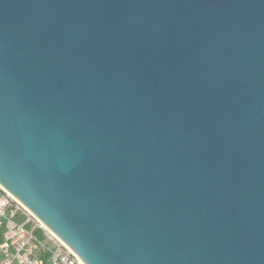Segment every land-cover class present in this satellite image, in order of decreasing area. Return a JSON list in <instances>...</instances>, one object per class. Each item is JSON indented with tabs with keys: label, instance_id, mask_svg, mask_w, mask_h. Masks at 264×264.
<instances>
[{
	"label": "water",
	"instance_id": "obj_1",
	"mask_svg": "<svg viewBox=\"0 0 264 264\" xmlns=\"http://www.w3.org/2000/svg\"><path fill=\"white\" fill-rule=\"evenodd\" d=\"M0 185L84 264H264V0H0Z\"/></svg>",
	"mask_w": 264,
	"mask_h": 264
},
{
	"label": "built area",
	"instance_id": "obj_2",
	"mask_svg": "<svg viewBox=\"0 0 264 264\" xmlns=\"http://www.w3.org/2000/svg\"><path fill=\"white\" fill-rule=\"evenodd\" d=\"M0 264L84 263L0 186Z\"/></svg>",
	"mask_w": 264,
	"mask_h": 264
},
{
	"label": "bare ground",
	"instance_id": "obj_3",
	"mask_svg": "<svg viewBox=\"0 0 264 264\" xmlns=\"http://www.w3.org/2000/svg\"><path fill=\"white\" fill-rule=\"evenodd\" d=\"M1 186V185H0ZM2 187V186H1ZM44 226V225H43ZM45 227V226H44ZM47 229V227H45ZM50 233H52L49 229H47ZM53 234V233H52ZM54 235V234H53Z\"/></svg>",
	"mask_w": 264,
	"mask_h": 264
},
{
	"label": "trees",
	"instance_id": "obj_4",
	"mask_svg": "<svg viewBox=\"0 0 264 264\" xmlns=\"http://www.w3.org/2000/svg\"><path fill=\"white\" fill-rule=\"evenodd\" d=\"M36 232L41 235V230H37Z\"/></svg>",
	"mask_w": 264,
	"mask_h": 264
}]
</instances>
